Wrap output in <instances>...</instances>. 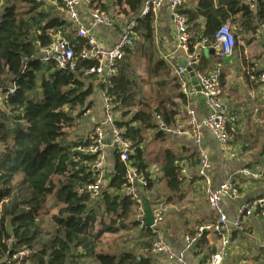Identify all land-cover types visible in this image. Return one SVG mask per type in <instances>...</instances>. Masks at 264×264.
I'll return each instance as SVG.
<instances>
[{
  "label": "trees",
  "instance_id": "trees-1",
  "mask_svg": "<svg viewBox=\"0 0 264 264\" xmlns=\"http://www.w3.org/2000/svg\"><path fill=\"white\" fill-rule=\"evenodd\" d=\"M246 1L195 0L193 8L183 4L179 11L186 17L187 32L191 35L188 53L193 54V45L203 39L212 44L224 24L235 28L236 38L239 33L252 34L256 24L264 23V1L255 14ZM141 4L142 0H117L114 6L117 16L126 19L135 16ZM69 29L65 20L53 12L47 13L38 0H13L0 14V85L4 78H9L15 87L0 107V264H6V257L11 259L20 251L29 254L14 264H73L80 259H94L97 264H153L150 247L155 234L149 228L139 229L137 205L124 193L125 168L116 154L98 207H90L92 201L87 194L77 193V189L94 180L89 168L94 156L72 151L87 144L89 137L69 141L67 130L92 107L90 97L94 88L89 79L95 75L88 72L95 64L80 61L71 72L44 65L36 58L38 46L49 44L58 33L77 53L84 42ZM134 33L137 37L134 46L125 52L116 75L102 89L119 116L117 127L132 144L130 161L146 179L144 192L148 193L154 181L145 159L146 135L152 132L155 141L165 139L166 135L156 129L155 117L159 116L168 126L175 125L186 106V98L171 68L153 50V17L138 20ZM134 52L146 62L144 79L130 61ZM197 56L200 62L205 60L202 55ZM215 63L221 67V88L225 78L222 60L216 57ZM261 72L253 71L251 76L258 80ZM245 82L247 86H255L248 78ZM0 88L7 92L6 87ZM152 93L154 104L150 107L147 100ZM229 129L227 126V133ZM194 158L195 155L181 157L169 149L156 156L161 173L159 182L168 193L167 201L181 197L184 182L181 163ZM51 201L55 213L50 220L54 229L44 240L42 217ZM131 229L140 230L139 247L145 257L125 252L117 257L97 251L104 235Z\"/></svg>",
  "mask_w": 264,
  "mask_h": 264
},
{
  "label": "built area",
  "instance_id": "built-area-1",
  "mask_svg": "<svg viewBox=\"0 0 264 264\" xmlns=\"http://www.w3.org/2000/svg\"><path fill=\"white\" fill-rule=\"evenodd\" d=\"M51 12L60 15L63 14L71 25L76 37L80 38L84 45L80 47L77 53L74 52L69 41L61 34H56L51 42L45 46H38L36 52L37 60L46 65L51 64L56 69L74 71L77 63L88 61L95 64V68L88 73H94L100 85V100L102 107V118L92 129L89 142L84 146H76L72 151L94 156V160L89 164L90 171L93 173V182L80 189L78 194H87L91 201L98 200L101 191L105 188L108 180L107 175V158L111 152L118 156L119 161L125 168V188L124 193L133 200L137 205V221L143 227V211L141 205L142 197H145L144 188L147 181L138 169L132 165L130 155L132 154V144L123 137V131L116 125V114L113 109L111 99L107 96L106 91L102 89L107 86L110 79L116 75V67L120 63L125 52L131 49L135 43L134 30L137 27V21L151 15L153 20L162 12L166 11L169 15L171 28L177 51L181 52L187 62V66L192 63L196 64L200 51L213 45L216 49V57L224 60L231 57L237 38L229 24L222 25L215 34L214 42L209 44L206 39L193 45V54L188 53V44L191 35L187 32L186 17L180 13L179 9L184 0H142L141 8L135 16L122 19L121 23L116 21L110 13L100 10H94L90 7L89 0H38ZM263 0H247L246 5L252 13H256L259 5ZM119 26L117 40L108 47L103 46L95 33L101 28H113ZM255 36L264 45V23L258 24L254 29ZM164 60L174 70V76L177 79L180 91L184 96L194 94V89L189 86V77L187 72L176 67L171 63L168 57ZM221 67L217 65L211 71L202 73L194 71V77L199 87L206 116L198 119L193 110L186 112V119L181 123H175L168 126L159 116L155 117L157 131L174 138H189L193 145L198 149L199 164L198 175L205 180V199L212 214V220L195 228L192 236H186L182 250H175L172 246L157 232L159 225L162 223L163 206L157 204L151 206L154 217V224L149 229L156 235L151 244L150 253L153 256L162 257L170 264H188L186 253L206 234L220 235L222 239V248L219 252L212 254L204 264H225L223 258L224 248L228 245L232 230H240L242 222L253 216L264 217V195L255 197L240 205L235 212L233 220L230 222L224 212L222 201L224 199L234 201L239 199L240 193L237 184L228 179L220 183L216 188L209 187L208 174L211 169L208 155L201 149L204 131H208L215 139L219 149L222 152L228 151L229 138L227 133L228 114L223 106L221 95L222 91L219 85ZM259 82L264 84V71L259 76ZM15 87H11L4 93L0 88V107H3L5 98L14 93ZM241 174L255 178L250 169H244ZM264 252V241L259 246ZM28 251H20L14 254L11 259L6 257V264L21 262L28 256ZM16 264V263H15ZM239 264H247L241 261Z\"/></svg>",
  "mask_w": 264,
  "mask_h": 264
},
{
  "label": "crops",
  "instance_id": "crops-1",
  "mask_svg": "<svg viewBox=\"0 0 264 264\" xmlns=\"http://www.w3.org/2000/svg\"><path fill=\"white\" fill-rule=\"evenodd\" d=\"M183 4H185L186 8H193L196 5L195 0H184ZM121 20L122 19L116 21L121 23ZM258 24H256V26ZM153 26L154 41H156L157 44H160V46L164 50L162 60L165 61L164 56H166L171 63H173L176 67H179L177 63L178 59L183 58L186 60V58L181 52L177 51L169 15L166 11H162L153 20ZM231 28L233 32H235V28ZM119 31V26L115 25L113 28L99 29L96 31L95 35L103 46L108 47L117 40ZM251 37L255 39V42L259 43L261 49L264 50L263 43L255 36L254 32L251 34ZM247 48L248 52L251 51L250 49L252 48V44H247ZM244 54H247V52ZM197 55H202L205 58L204 61L200 62L197 56V70L201 69L203 70V72H208L211 71L214 66H216V49L215 47H213V45H209V47H206ZM229 58L230 57L222 60L224 76L225 73L229 72V68L231 66ZM238 64L240 65V63ZM172 74L174 75V70H172ZM228 78H230V76H227V78L225 77L224 82H226V80H229ZM238 78L241 80L240 72ZM224 82V86L221 87V100L228 114V118L230 119L232 118V115H235V112H238V110H240L239 107H237L238 105H240L237 102V99L240 97L241 92H247L248 95L253 98V100L262 97L264 101L263 83L261 84V86H259L258 83H255L256 85H253L252 87L243 84L242 89L240 88V92L237 91L238 95H235L233 91L231 94H229V92L231 91L229 85L228 83ZM94 83L95 82L91 83L94 88L93 94L90 97V100L92 101V107L89 111L86 112L85 116H89L88 113L90 112L91 114H94L95 110L97 112V115L93 120L97 124L102 118V105L100 100L101 88L100 85L95 88L96 83L95 85ZM189 86L193 88L190 83V78ZM224 90L226 91L224 92ZM185 98L186 106L182 107V114L181 116L176 118V123L185 121L186 112L188 110H193L198 119H203L206 116V109L199 93L194 90V94L185 96ZM261 105L264 106V102H261ZM152 138L148 142H150ZM165 139L169 141H167L168 143L165 145L164 149H169L180 155L181 157L195 155L194 159L184 160L181 163V165L183 166L182 177L184 179V182L182 188L183 193L180 198L172 197L171 201H161L160 198L163 199V197L159 195L155 200L152 199V197L150 196L152 194V191L145 194V197L149 201L151 206L154 207L157 204L163 206V220L159 225L157 232L172 246L173 249L179 251L184 247V239L187 236L186 231H188L187 233H191L193 235L194 230L197 226L205 224L212 220V214L207 205L206 199H204L201 203L199 201L197 202L198 191L196 190L202 189L203 191H205V188L207 187V183L205 182V180L198 175V149L193 145L192 141L189 138H174L166 135ZM171 146H174V148ZM201 149L208 155L211 165V169L208 174L209 187L214 189L220 183L228 179H232L237 184L240 193L239 199L234 201L224 199L222 201L224 212L227 215L228 220L231 222L234 218L236 209L240 205L255 197L264 195V170L260 173L254 171V167L260 165V157H256L251 161L247 158V155L243 156L242 158L234 157V155L236 154V150L230 145L228 151L222 152L219 149L215 139L208 131H204L203 133ZM242 150H244V148H242ZM192 161L197 162L195 165H192L190 164L192 163ZM112 164L113 154L110 152L107 158L108 176L112 171ZM257 168L259 169V167ZM244 169H250L254 174L257 173V176L255 178H252L241 174ZM148 170L151 174V170ZM157 171L158 176L161 177L160 170L158 169ZM150 177L154 181L152 174ZM159 184L164 188L163 183L159 182ZM222 239L223 238L220 235L206 234L201 241H198L192 247V249L186 253L187 263L204 264V262L212 254H215L221 250ZM263 241L264 217L256 215L251 218H247L242 222L240 230L231 231L229 243L223 251L225 264H239L241 261H245L247 264H264V252L259 248L260 244ZM151 257L153 258H151L153 264H170L162 257L153 255Z\"/></svg>",
  "mask_w": 264,
  "mask_h": 264
},
{
  "label": "rangeland",
  "instance_id": "rangeland-1",
  "mask_svg": "<svg viewBox=\"0 0 264 264\" xmlns=\"http://www.w3.org/2000/svg\"><path fill=\"white\" fill-rule=\"evenodd\" d=\"M13 0H0V14L3 9V7L12 2ZM91 3V8L95 10L105 11L110 13L111 16L115 17V20H120V17L117 16V10L115 9L114 3L117 0H89ZM23 7V5H18V8ZM44 10L47 13L50 10L46 7H44ZM60 18L65 20L68 24V20L65 18L63 14L58 15ZM70 29L69 31L72 32L73 29L71 25L69 24ZM74 32V31H73ZM72 32V33H73ZM74 34V33H73ZM137 37L135 36V39ZM255 39H253L250 35H243L240 34L237 37V47L241 48V50H236L232 53L231 57L229 58V61L231 63V66L229 68V72L225 73V77L230 76L228 78L229 80H226L225 83H228L230 92L232 91L235 93V95H238V92L242 89V85H245V79L248 78L250 82L258 83L259 86H261L262 83H259V79H254L251 74L253 71L261 72L264 70V50L261 49L259 43H254ZM247 44H252L251 51L248 52ZM153 50L156 52V56L160 57L162 59L164 50L160 46V44H157L156 41H154ZM134 51V50H133ZM247 54H244L246 53ZM134 55H131L130 61L133 64V66L137 69L139 77L142 79L145 78V75L143 73L144 69L146 68V62L144 60H141L139 58V55L135 52ZM240 63V65L238 64ZM239 72L241 74V80L238 78ZM92 82H95V88L98 87L99 82L97 81V77H94L93 79H89ZM86 80V84L88 83ZM9 78H4L2 85L0 87H6L7 89L11 87V84L9 83ZM91 82V83H92ZM92 85V84H91ZM256 85V84H255ZM250 87V86H249ZM241 88V89H240ZM226 90H224L225 92ZM261 93V92H260ZM227 94V93H225ZM154 94L148 95L147 103L150 107L153 106ZM237 102L240 104L237 107H239L240 110L238 112H235V115H232V118H228V127L230 128L228 130V138H229V145L234 147L236 150V154L234 157L242 158L243 156L247 155V158L251 161L254 160L256 157H260L259 164L257 167H254V171L257 173H260L264 170V106L261 105V102H264L262 97L259 99L251 98L248 93L241 92L240 97L237 99ZM238 109V108H237ZM135 111V109H134ZM94 110V114L88 113L89 116H85V114L81 117V119L77 120V122L74 124V126L67 130V139L69 141H76L77 139L84 140L85 138H88L90 134L92 133V129L96 125L94 122V118L97 115V112ZM77 111H74L73 115H75ZM119 116L116 113V119H118ZM101 120V119H100ZM95 123V124H94ZM153 133L148 132L147 133V143L145 145V159L148 163V169L151 170V174L154 179V185L152 188V194L150 195L153 200H155L158 195L162 196L163 199L160 198L161 201H166L168 194L165 191V189L159 184V178L158 176V169L159 164L156 161V156L164 149L165 145L168 143L167 139H159V141H155L152 137ZM152 140L148 142L150 139ZM171 144V143H169ZM174 148V146H171ZM231 148V147H230ZM244 148V150H242ZM149 171V170H148ZM150 173V172H149ZM256 173V174H257ZM150 174V175H151ZM198 191V200L200 203L206 198L205 192L201 189H197ZM183 193V190H182ZM182 195V194H181ZM47 206V210L45 211V215L42 217L43 221V228H44V234L41 236V239H47L48 234H51L53 232L54 226L50 220V217L52 214L55 213L53 209L51 208V202H49ZM101 201L95 200L92 201L90 204V207L97 208L98 204H100ZM166 215V212H165ZM164 215V216H165ZM137 220V217H136ZM141 229V227L139 228ZM139 229H131L126 232H120L117 235H104L100 243L98 245L97 251L100 253H108V254H114L117 257L121 255L122 253H129L134 255L135 257H145L146 254L141 251L139 244L141 242L140 237V230ZM8 230L10 231V228L8 227ZM187 236H192L191 233H187ZM155 239L152 240L151 244L153 243ZM152 256V255H151ZM152 258V257H151ZM153 259V258H152ZM68 264H72L68 262ZM73 264H97L94 259H80L77 262H74Z\"/></svg>",
  "mask_w": 264,
  "mask_h": 264
},
{
  "label": "water",
  "instance_id": "water-1",
  "mask_svg": "<svg viewBox=\"0 0 264 264\" xmlns=\"http://www.w3.org/2000/svg\"><path fill=\"white\" fill-rule=\"evenodd\" d=\"M177 63L180 68L184 69L187 72L188 77L190 78V83L193 86L194 90L199 92V87L194 77V71L197 70V65L195 63H192L190 66H187V62L183 58H179ZM141 205H142V211H143V219H142L143 227L150 228L154 224V217L152 214L150 203L146 199V197H142Z\"/></svg>",
  "mask_w": 264,
  "mask_h": 264
}]
</instances>
